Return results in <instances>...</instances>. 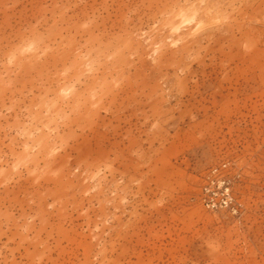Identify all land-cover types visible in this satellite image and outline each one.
I'll return each instance as SVG.
<instances>
[{"label": "rangeland", "instance_id": "374dc122", "mask_svg": "<svg viewBox=\"0 0 264 264\" xmlns=\"http://www.w3.org/2000/svg\"><path fill=\"white\" fill-rule=\"evenodd\" d=\"M0 264H264V0H0Z\"/></svg>", "mask_w": 264, "mask_h": 264}, {"label": "built area", "instance_id": "2783aa9c", "mask_svg": "<svg viewBox=\"0 0 264 264\" xmlns=\"http://www.w3.org/2000/svg\"><path fill=\"white\" fill-rule=\"evenodd\" d=\"M226 171V164L208 171L200 188V202L203 208L211 212L225 210L237 214L238 208L231 193L230 180Z\"/></svg>", "mask_w": 264, "mask_h": 264}, {"label": "clouds", "instance_id": "9594fccd", "mask_svg": "<svg viewBox=\"0 0 264 264\" xmlns=\"http://www.w3.org/2000/svg\"><path fill=\"white\" fill-rule=\"evenodd\" d=\"M13 171H15V168H13Z\"/></svg>", "mask_w": 264, "mask_h": 264}]
</instances>
